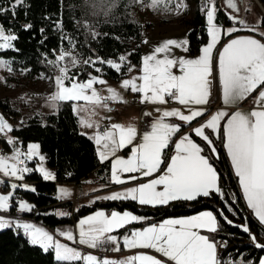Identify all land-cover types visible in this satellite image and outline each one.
Masks as SVG:
<instances>
[{"label": "snow or ice", "instance_id": "obj_1", "mask_svg": "<svg viewBox=\"0 0 264 264\" xmlns=\"http://www.w3.org/2000/svg\"><path fill=\"white\" fill-rule=\"evenodd\" d=\"M23 0H12V15L15 16V8ZM143 7L156 9L159 0H135ZM165 3H174V11L179 13L186 7L185 0H165ZM226 9L230 11L227 17L232 27L223 30V34L232 36L238 31H246L254 35L242 38L231 39L223 50L219 53V79L223 91V100L227 105L244 100L257 88L264 86V32L260 31L264 27V16L258 23L248 24L244 19L239 18L240 11L237 0H224ZM104 14L108 15L110 9L115 7V0H104ZM206 14L207 31L210 37L206 47L201 49V55L197 59L179 60L170 58L168 53L172 47L185 48L188 41L169 39L154 51L142 58V75L132 80H123L121 87L129 89L133 93L141 94V103H152L164 105L171 99L181 106H184L189 114H184L180 110H164L160 118L150 124V130L142 135V142L132 149V155L128 159L117 158L112 163L111 180L115 184H123L121 173L142 172L144 177L152 176L160 170L164 160V150L170 143H175V155L171 156L167 163L166 172L158 178L148 183L140 184L137 187L129 188L125 192H117L110 196H105L106 200H133L140 205L152 207L166 206L171 201L184 200L192 201L198 197H208L213 192L219 193L218 172L210 160L202 155V148L193 142L188 134L182 133V126L166 122L167 118L175 117L185 124L191 125L194 120L204 115V109L199 106L207 105L211 95V80L213 49L220 42L222 28L216 23L218 9L215 0H205L201 9ZM5 10L0 9V13ZM26 25L25 28H30ZM99 35V33H94ZM16 36L0 26V51L11 49L10 41H14ZM160 54H165L164 58H159ZM67 61V62H66ZM127 57L120 56L119 61L102 60L100 58L84 59L86 66L94 67L96 73H101L102 68L97 64H107L108 67L117 72H121ZM70 62V63H69ZM77 56H73L71 51H61L53 66L58 69L59 75L55 77V91L48 97L50 107H57L60 102L72 101L74 110L85 111L86 105H95L108 109L109 102H121V98L114 89L108 88V95L101 97L94 85H104L106 81L99 76H90L86 81H78L76 74H71V67H76L80 63ZM179 67L181 75H175L173 68ZM0 69L12 71L11 64L0 59ZM131 71L132 69L129 68ZM140 83L137 84L136 80ZM70 84L71 86H67ZM254 103L258 106L250 112L236 111L229 116L224 111H217L211 115L210 119L192 129L196 137H200L212 146V141L206 130L216 133L221 128V120L228 117L227 123L223 126V147L230 158L232 169L238 178L239 186L247 207L252 210L258 222L264 226V90L259 91ZM78 105V106H77ZM159 111V110H158ZM148 115V113H145ZM82 126L92 128L91 122L81 119ZM98 127V126H97ZM13 128L0 116V133L12 132ZM181 134L178 141H173V137ZM137 138V129L134 125L122 126L112 124L110 128L102 133L97 132L94 139L97 145L103 149L99 152L100 160L109 158L127 145L133 143ZM8 143H14L9 140ZM39 145L30 144L26 153L16 149L13 156L0 155V174L15 180H23L24 175L32 171L28 167H19V164L38 155ZM213 154L216 153L212 147ZM43 162L44 157H39ZM45 180L55 179L53 174L44 167L37 169ZM129 179H137L130 176ZM21 187L12 183V190ZM27 191H35L28 185H22ZM58 199L66 198L70 195L67 189H60ZM12 191L6 195H0V213H7L12 205ZM16 206L20 212H29L32 206L23 200L17 201ZM63 215V213H61ZM140 218L124 212L120 214L113 211L106 216L104 212H96L86 219L79 221V243L87 245L89 248H97L105 243L115 245L113 250H119L116 237L110 235L114 230L123 228L125 225L138 221ZM231 224V221H228ZM15 229L22 230L28 242L38 245L44 252L52 251L59 264H75L83 261V264H223L218 256V245L214 240L206 235H202L201 230L215 233L218 229L217 217L210 211H205L182 219H167L158 226H151L140 231H133L130 236L124 238V247L128 249L141 248L153 249L160 253L166 260L162 261L151 255H136L122 261L110 259H100L94 255H82L78 250L60 243L42 227H36L31 223L20 222L19 220L5 219L0 216V230ZM242 230L249 233L256 248H264V244L258 241L255 235L250 233L247 224L241 226ZM58 235L65 240L72 241L71 231H61ZM228 264H235L230 261ZM264 264V259L259 261Z\"/></svg>", "mask_w": 264, "mask_h": 264}, {"label": "trees", "instance_id": "obj_2", "mask_svg": "<svg viewBox=\"0 0 264 264\" xmlns=\"http://www.w3.org/2000/svg\"><path fill=\"white\" fill-rule=\"evenodd\" d=\"M258 1L264 7V0ZM194 2L196 4V0ZM103 3L104 0H23L15 8L13 16L12 0H0V9L5 10L0 13V26L6 33L16 36L14 41H10L11 49L0 51V58L11 64L13 75L26 81H35L41 76H52L51 62L61 51H72L82 61L88 58L119 61L120 56L127 54L129 64L123 65L121 72L107 64L96 65L102 68L101 73H96L94 67L85 64L70 71V74H76L79 81L99 74L108 80L119 81L131 65H138L141 61L143 25L131 14L137 5L135 0H115V7L110 9L108 15L104 14ZM222 20L224 21V17ZM21 22L31 27H22ZM183 23L189 27L187 52L196 55L208 39L206 15L195 5L190 18L184 19ZM14 80L13 77L8 79ZM72 104V101L60 102L51 113L33 112L22 125L12 127L13 131L9 134L14 143H8L4 138H0V143L9 151L17 144L25 148L28 143L36 142L47 165L54 169L56 183L81 181L101 167L93 141L79 131ZM0 109L6 115L19 116L6 98L0 99ZM193 138L218 172L219 193L213 192L208 197L153 208L141 207L134 201H115L81 206L72 213L71 218L57 217L47 211L31 214L30 217L52 229L58 225L74 223L99 208H114L117 211L129 210L148 219L144 223L132 224L131 227L134 228L168 217L208 209L218 221V229L210 234V239L215 242L222 239L226 244L221 254L230 257L231 261L241 258L244 262L252 261L251 264H257L264 257V248H256L249 233L244 232L241 226L247 224L250 233L261 244L264 230L248 214L219 141L212 139V147L216 149L213 154L212 147L204 145L195 136ZM25 179L34 182L35 191L15 190L10 211H14L17 199H24L37 208L49 207L57 202L50 196L55 191V183L43 181L34 170ZM228 221L232 223L229 224ZM0 264L59 262L56 261L54 252H44L9 228L0 230ZM75 264L81 263L78 261Z\"/></svg>", "mask_w": 264, "mask_h": 264}, {"label": "crops", "instance_id": "obj_3", "mask_svg": "<svg viewBox=\"0 0 264 264\" xmlns=\"http://www.w3.org/2000/svg\"><path fill=\"white\" fill-rule=\"evenodd\" d=\"M223 2H224V0H223ZM220 3H221L220 0H217V2L215 3V5L219 11V12H217V17H216L215 22L221 26L222 33H221L220 42L213 49V53H212V55H213L212 75L209 77V79L211 80V86H210L211 95L209 98V103L207 105L199 106V107H202L204 109V115L202 117H198L196 120H194L191 125L185 124L184 122L178 120L175 117L167 118V120H166V122L181 125L182 126V133L181 134H188L190 136V138L193 139V142H195V143H197V142L193 138L195 135H194V132L192 131V129L194 127L199 126L201 123L206 122L208 119H210L211 115H214L217 111H224V112L228 113L229 116L231 114H234L236 111L250 112L254 108L258 107L254 103V100L258 96L259 91L264 90V86H261V87L257 88L251 95L246 97L244 100L237 101L236 103L231 104V105H227L224 103L223 91H222V87H221L220 79H219V53H220V51L223 50V47L231 41V39L242 38V37L254 35V34L248 33L246 31H238V32L233 33L232 36L224 35L223 30L226 28L232 27V25H231V23L227 17V13L230 10L226 9V8L222 9V7H220ZM237 3H238V7L240 9V11L238 13L239 18L244 19L248 24L258 23L260 18L262 16H264L262 9L259 7V5L254 0H248L247 5L245 6L246 8H244L243 0H237ZM185 4H186V7L184 8L183 11H181L179 13L174 11V9H175L174 3H171V4L165 3V0H159L158 6L155 10L150 8L149 12H148L147 8L143 9L144 10L143 14L136 12V10L139 11L138 6L135 8V10L132 12V15L135 17V19H137V21L141 25H143L142 45H141V61L138 65L130 66L129 68H131L132 70L130 71L128 68L127 73L125 74V76L123 78H121L119 80V82L126 80V79L132 80L133 78H138L140 75H142V73L140 71V69L142 68V58L145 55L151 54L154 51L155 47H158L159 45H161L162 43L166 42L169 39H173V40H177V41L183 40V39L187 40V34L189 31V27L183 23V20L190 18L191 14L193 13V10H194L193 8H195L194 7L195 5H193V4H195V2H194V0H185ZM196 7H197V4H196ZM220 13H222V14H220ZM223 17H224V21L222 20ZM207 28H208V25H207ZM260 31L264 32V27H261ZM207 35H208V31H207ZM256 38H259L262 40V42H264V38L258 37V36ZM209 40H210V37L208 35L207 42L201 47V49L203 47L207 46V44L209 43ZM185 48H186V50L184 48L172 47L170 49V52L168 53V55L170 58H173L176 60H179L180 58L197 59L201 55V49H200V52L198 54L190 55L187 52V45L185 46ZM164 55L165 54H160L159 58H164ZM172 71L175 75H181L182 74L180 72L179 67L173 68ZM97 76H99L102 79L107 80V83H105L103 85V87H105V85L111 84V80L106 79L101 74H99ZM112 82H115V81H112ZM136 83L139 84L140 81L137 79ZM128 91L132 92L130 90V88L128 89ZM134 99H136V104L131 105V101ZM140 101H141V94L140 93L137 92V93H133L132 95L130 93V96L125 101V103L114 102V106H112L111 108L108 107V109L104 108L101 111L100 116L98 118L96 117V114L94 112H91V111H89V112H87V111H81V112L75 111L74 110V104L76 102H73L72 109H73V112H74V114L78 120L79 131L81 134L85 135L86 137H88L89 139H91L93 141L101 168L98 169L97 171L91 172L86 178L82 179L79 182L56 183L55 179L45 180L43 178L42 174L39 171H37L38 164H36V160L39 161L40 160L39 157L43 156L44 157L43 161L46 162V158H45L44 154L40 151V148H39L40 153L38 155L34 156L35 157L34 159H36V160L32 161L33 163L27 161V167L29 169L34 170L37 173H39L43 181L55 183V191L50 193V196L55 198L57 202L55 204L50 205L49 207L37 208L32 203H30L24 199H17L16 202L23 200L24 202L30 204L32 206V210L29 212H20L18 207L15 206L14 211H10V209H9V211L7 213H0V216H2L5 219L19 220L20 222H24V223H31V224L35 225L36 227H42L46 231H48L50 234H53L54 238L59 240L60 243L66 244L67 246L78 250L82 255H94V256L98 257L97 255H95L92 252L93 248H89L87 245H82L79 243V228H78L79 221L81 219H86L87 217H89L91 215H95V213L98 211L104 212L106 216L110 215L113 211L118 212L120 214H123L124 212H129L130 214L135 215V216L139 217L140 219L138 221H135V222H132V223L125 225L123 228L116 229L112 233H110V235L116 237V239L118 241L119 250H113L114 247H116V246L110 244L111 245V251L113 254L110 256H107V257H98V258L110 259V260L119 262V261L127 259V257L129 258V257L136 256V255H151L157 259L165 261L166 258L161 256L160 253L155 252L153 249H141V248L128 249V248H125L124 247V238L126 236H130L133 231H140V230H143L144 228H147V227L158 226L160 223L164 222L167 219L188 218V217H192L195 215H199L200 213L205 212V211L212 212L211 210L205 209V210H201L199 212L193 213V214L168 217V218H165V219L158 221V222L148 223V224H145L143 226L134 227L137 229H133V227H131V225L134 223H144L148 219L142 215H137V214H135L129 210L117 211L114 208H109V209L108 208H99V209L95 210L94 212L89 213V214L85 215L84 217L79 218L74 223L58 225L52 229L46 227L41 221H38V220L34 219L33 217H30L31 214L37 215L39 213L47 211L49 213L54 214L57 217H68V218H70L72 215L71 212L73 213L76 209H78L81 206H88V205H91L93 203L104 204L107 202H115V201H133L130 199H128V200H124V199L106 200V199H103V197L113 195L117 192H125L129 188L137 187L143 183H148L149 181L158 178L160 175H163L166 172L167 163L170 162L171 156L175 155V143H170L169 147L164 150V157L163 158L165 160V163H162L160 166V170L155 172L152 176L144 177L142 172L121 173L120 174L121 179L125 180V183L115 184L111 180L113 161L117 158L126 160L132 155V149L134 147H137L138 144L142 142L143 133L147 130H150V124L153 121H155L156 119L160 118L162 111H164V110L171 111V110L175 109V110L182 111L186 115L189 114L188 110L184 106L179 105L178 103H176L175 101H173L171 99H169L168 103L164 104V105L152 104V103H147V102L141 103ZM45 104L47 105V103H45ZM56 108L57 107L52 108L50 111L54 112L56 110ZM140 108H143V109L139 114ZM145 113H148V115H145ZM81 119L85 120L86 122H91L94 125V127L88 128V127L82 126L80 123ZM227 119H228V117H225L224 119L221 120V122H220L221 128L216 133H213L211 130H206V134L209 135V138L211 139V141H212V139L219 141V143H220V145H221V147H222V149H223V151H224V153L228 159L231 171H232L234 177L236 178L238 188H239V192L242 196V199H243V202L245 204V207H246L248 214L264 230V226H262L258 222V220L256 219L252 210L247 207V203L243 197L242 190H241L239 183H238V178L234 174V170L232 169L230 158L227 155L226 149L223 147V126L227 123ZM142 121H146L148 123L147 130L140 129V124L142 123ZM106 123L109 124V126L107 128H110V126L112 124H120L122 126L134 125L137 129V138L133 141L132 144L127 145L126 147H124L122 149H119L115 153L114 156L109 155L108 159L101 162L99 152L102 151L103 149L101 148V146L96 144L94 137L98 132V128L101 125L106 124ZM11 127H12V125H11ZM181 134H177L176 136H174L173 141H178ZM7 136H9V138ZM0 138L6 139L7 142L9 140L12 141V138H11L9 132L6 134L0 133ZM197 138L202 143H204V145L209 146V144L206 141H204L200 137H197ZM32 143L34 144L36 142H32ZM32 143H28L25 148H22L19 144H17L11 150H16L17 148L18 149L21 148V150L23 152L24 151L27 152L28 145H30ZM197 145L199 147H201L198 143H197ZM209 147H212V146H209ZM6 154L4 156H7ZM201 154L204 155L203 152ZM48 171L51 172L53 174V176L55 177L54 169L50 168V169H48ZM29 173H27V174H29ZM27 174H25V175H27ZM0 175L2 177H4L7 181L6 185L2 188L3 191H0V195H6V194H8L9 191H12V193H13L14 190H12L9 187L10 186L9 181H14V180H10V178L3 176V174H0ZM25 175H24L23 184L28 185L30 188H34V185H35L34 182L26 180ZM130 176H135V177H137V179H129ZM12 179H14V178H12ZM14 183H16V181H14ZM17 189H19V188H17ZM17 189H15V190H17ZM20 189L23 190L22 188H20ZM60 189H67L70 192V195L66 198L58 199V197L60 196V191H59ZM51 194H53V196ZM12 196H14V194ZM177 201H184V200H177ZM177 201H171L169 203H174ZM134 202L141 207L153 208L152 206H149V205H140L137 201H134ZM9 203L12 205V199L9 201ZM157 207H160V206H157ZM61 213H63V215H61ZM213 215H214V213H213ZM61 231H71L73 233V240L68 241V240H65L63 236L58 235V233ZM121 231H124V232H121ZM22 233H23V231H22ZM200 234L206 235L210 238L211 233L201 230ZM23 237H25L24 234H23ZM25 238L27 239V237H25ZM36 246H38V245H36ZM219 251H220V247H218V256L220 258V252ZM238 259H241V258H238ZM79 262L83 263V261H79ZM168 264H171V262H168Z\"/></svg>", "mask_w": 264, "mask_h": 264}, {"label": "rangeland", "instance_id": "obj_4", "mask_svg": "<svg viewBox=\"0 0 264 264\" xmlns=\"http://www.w3.org/2000/svg\"><path fill=\"white\" fill-rule=\"evenodd\" d=\"M220 1H221L220 7H222V9L223 8H226L223 0H220ZM146 2H147V0H146ZM216 2H217V0H215V3ZM247 2H248V0H243L244 8H246L245 6L247 5ZM137 6L139 8V11L136 10V12H139V13L143 14L144 13V10L143 9H146V7L144 8L139 3H137L136 7ZM135 8L132 10V12L135 10ZM149 9L150 8H147L148 12H149ZM132 12H131V14H132ZM206 21H207V19H206ZM0 42H2V41H0ZM66 51H68V50H66ZM71 53H72L73 56H77L72 51H71ZM123 56L128 57L127 54H124ZM0 59H2V58H0ZM55 60H56V58L51 62V65H52V76L51 77L41 76L38 79H36L35 81H26L24 79H21V77L18 76V75L17 76L16 75H13L12 71H7V70L0 69V99H5V98L8 99L9 102L11 103V105L14 107L16 113L19 116L21 115V117H22L23 120L24 119H27L29 117V115H31L33 112L51 113L50 110L53 107H50L49 106L48 100H42L41 101L39 99V96L41 97L42 92L43 91H46V90H48L50 92V94H52L55 91L54 80H55V77L57 75H59L58 69L53 66V62ZM80 61L81 62L78 64V66H76L77 68L81 67L84 64L81 59H80ZM128 64H129V59L127 58V61L123 65H128ZM70 68H71V70H73L75 67H71L70 66ZM10 77H13L15 80L14 81H8V79ZM89 78L90 77H87V79H89ZM105 81L107 83V80H105ZM81 82H83V81H81ZM122 82L123 81H120V82L119 81H116V82H112L111 81V84L110 85H105V87H103V85L96 84V85H94V88L96 89V91L98 92V94L101 97H104V96L108 95L109 93H108L107 89L108 88H112V89L115 90L116 93H118V96L121 98V102L125 103V101L130 96V93H131V95L133 93L132 92H129L128 89L122 88L121 87ZM8 84H11V85H8ZM67 86H71V85L68 84ZM28 95H29V97H28ZM45 103H47V105ZM112 106H114V102H109L108 103V107L111 108ZM103 109H104L103 107H97L95 105H86V110L85 111H87V112H89V111L94 112L96 114V117L98 118L100 116V113H101V111ZM7 137L9 138V136H7ZM34 144H37V143H34ZM19 149H20L21 152H23L21 150V148H19ZM15 151L16 150H9L6 155L9 156V157H11V156L14 155ZM24 153H26V151H24ZM39 153L40 152L38 150V154ZM34 158L35 157L33 156L32 159L27 160V161L32 162V161L36 160ZM27 161L25 163H23V164H19L18 166L19 167H25V166L27 167ZM36 164H38V168L42 166L46 170L50 169L49 166L46 164L45 161L41 162L40 160L39 161L36 160ZM10 180L16 181V184L17 185H21V187H18L19 189L22 188L23 190H25L22 187V185H25V184H23L24 178H23V180H19V181L18 180H15V179H10ZM14 181H9V185H11L12 183H14ZM1 191H3V189ZM14 191H13V194H14ZM82 217H84V216H82ZM133 229H137V228H133ZM261 241H262V244H264V239H262ZM110 255H112V254H109V255H97V256L98 257H107V256H110ZM262 259H264V257H262ZM235 263H238V264H251L252 261L244 262L242 259H237L235 261ZM257 264H259V262Z\"/></svg>", "mask_w": 264, "mask_h": 264}, {"label": "built area", "instance_id": "obj_5", "mask_svg": "<svg viewBox=\"0 0 264 264\" xmlns=\"http://www.w3.org/2000/svg\"><path fill=\"white\" fill-rule=\"evenodd\" d=\"M204 3H205V0H202L201 1V9L204 6ZM202 13H205V12L202 11ZM20 25L22 27L26 26V24L24 22H21ZM8 85H11V84H8ZM46 91H43L42 92L41 97L39 96V99L41 101L42 100H48V97L51 95L48 90H46ZM28 97H29V95H28ZM135 104H136V99H134V100L131 101V105H135ZM142 109L143 108H140L139 109V114L142 111ZM0 116H3L5 118V120L9 124L12 125V127L13 126H17V125H22L24 123V121H25V119L24 120L22 119L21 115L18 116V117H14V116H10V115L7 116L1 109H0ZM108 126H109V124H107V123L101 125L98 128V132L102 133ZM147 128H148V123L146 121H142V123L140 124V129L147 130ZM7 151H8L7 148L3 144L0 143V155H5L7 153ZM6 183H7L6 179L0 175V191L6 185ZM51 195L53 196V194H51ZM71 214H72V212H71ZM71 217H72V215H71ZM15 231H16V233H18V235L23 236V233H22L21 230H19V231L15 230ZM216 243L218 245H220V251H219L220 252V259L222 260L223 264H228V262L231 261L230 257L221 254V251L224 248H226L225 242L222 239H218L216 241ZM92 252L95 255H109V254H113L112 251H111V245H110V243H105V244L101 245L100 247H97L95 249H92ZM80 263L83 264L82 262H80ZM235 264H238V263H235Z\"/></svg>", "mask_w": 264, "mask_h": 264}, {"label": "bare ground", "instance_id": "obj_6", "mask_svg": "<svg viewBox=\"0 0 264 264\" xmlns=\"http://www.w3.org/2000/svg\"><path fill=\"white\" fill-rule=\"evenodd\" d=\"M201 1L202 0H196V3H197V8H198V10L199 11H201L202 12V10H201ZM187 3V2H186ZM193 3V2H192ZM193 5H196V4H193ZM195 7V6H194ZM194 9V8H193ZM9 114H7V116H8ZM10 116H12V115H10ZM14 117H18V116H14Z\"/></svg>", "mask_w": 264, "mask_h": 264}, {"label": "water", "instance_id": "obj_7", "mask_svg": "<svg viewBox=\"0 0 264 264\" xmlns=\"http://www.w3.org/2000/svg\"><path fill=\"white\" fill-rule=\"evenodd\" d=\"M254 1L259 5V7L262 9L263 14H264V8H263L262 4L258 0H254Z\"/></svg>", "mask_w": 264, "mask_h": 264}]
</instances>
